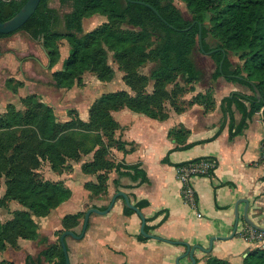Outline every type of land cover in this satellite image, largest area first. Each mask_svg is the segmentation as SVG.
<instances>
[{"label":"trees","instance_id":"16d2710c","mask_svg":"<svg viewBox=\"0 0 264 264\" xmlns=\"http://www.w3.org/2000/svg\"><path fill=\"white\" fill-rule=\"evenodd\" d=\"M27 1L0 0V20L5 22L13 18ZM131 1L151 5L174 28L164 23L151 8ZM131 1L60 0L62 7L71 4V11L60 16L50 6L51 0H42L35 14L20 30L9 35L0 34L2 40L25 32L42 42L50 70L61 60L59 42L67 41L69 55L62 68L52 73L57 89L83 87L87 73L95 75L100 82H111L115 78V70L109 63L112 55L124 73V83L131 90V93L119 90L102 94L90 106L88 121H83L76 110H69V120L59 122L54 107L44 103L37 94L22 97L21 110L12 103L6 106V111L0 116V182L4 179L6 186L0 206L7 208L11 202H16L23 210L15 211L7 222L0 220V251L9 246L16 248L19 239L37 241L39 226L36 218L47 217L73 195L63 182L46 180L40 174L44 162L61 174L71 169L70 162H80L92 155V160L83 164L82 171L87 175L97 174L96 183L85 184V189L94 195L108 193L107 182L112 171L119 176L114 181L117 187L123 177L131 179L137 186L149 183L141 164L130 165L110 159L111 150L125 154L134 151L133 144L118 136L122 127L114 118V112L129 109L151 119L165 121L169 118V106L177 113L195 105L202 106L205 114L215 110L213 89L198 93L191 100L184 99L187 94L195 93L194 85L204 78L203 70L198 68L194 59L197 49L203 53L199 45L200 25L203 49L207 53L212 52L209 57L216 64L211 81L215 83L224 79L253 93L233 92L222 100L223 121L217 136L228 122L229 139L234 140L259 113L264 123V0H180L191 20L185 19L174 0ZM97 15L106 17V22L85 33L84 20ZM209 37L217 42L216 46H210ZM231 55L238 57L239 63L233 64ZM148 64H153L150 74H141L140 69ZM151 82H154V88L148 92L147 86ZM24 86V82L12 78L6 81V87L14 94ZM255 86L262 94L261 102H257ZM236 111L242 116L239 122L235 118ZM189 136L190 131L185 128L169 132V137L178 144L175 150H186L212 141L188 143ZM128 146H131L129 150ZM163 162L172 165L166 158ZM201 162L215 163V169L205 176L214 175L217 161L212 158H198L173 166L179 169ZM194 201L196 205L195 197ZM134 205L143 210L149 202L135 198ZM163 213L146 219L147 224ZM85 214L63 218L64 230L57 233L59 242L41 252L37 264H41L42 259L49 264H66L60 237L65 231L77 228ZM124 214L131 216L136 212L125 204ZM167 218L166 213L158 225H146V232L151 233ZM138 239L143 242L149 240L141 234ZM26 263L36 264L30 257ZM0 264L15 263L2 261ZM204 264L230 263L210 257ZM243 264H264V250L256 248L250 251Z\"/></svg>","mask_w":264,"mask_h":264},{"label":"crops","instance_id":"0c3cea01","mask_svg":"<svg viewBox=\"0 0 264 264\" xmlns=\"http://www.w3.org/2000/svg\"><path fill=\"white\" fill-rule=\"evenodd\" d=\"M87 20L89 19L84 21ZM92 21L94 22L92 19L89 22L92 23ZM66 58L61 55L56 70L62 68ZM85 77L86 74L84 79ZM52 83L54 85L53 80ZM194 87L195 93L187 94L184 99L191 100L198 93L213 89L216 102L214 111L205 114L202 106L195 105L183 113H177L169 106V118L165 121L154 120L129 109L113 113L122 127L118 135L123 141L134 145V151L131 153L125 154L115 150L116 159L118 162L130 165L141 164L140 168L146 172L149 183L137 186V183L132 182L131 179L123 177L120 179L122 187H116L119 188L118 190L113 185L114 181L119 179L114 171L110 174L108 192L112 198L117 192H125L133 203L135 198L137 201H148L149 206L142 210L146 219L164 212L156 220L149 222L148 226L158 225L167 213V220L151 234L166 240L183 241L191 246L201 245L208 248L212 237L222 238L232 235L236 225L235 205L240 199L249 201L250 218L264 227V123L262 114L259 113L248 122L244 132L234 140L229 139L228 122L217 136L223 121L222 100L233 92H242L247 95L251 92L244 86L228 83L224 79H219L215 83L209 82L206 87H203L200 81ZM93 102L87 106V112ZM70 110H76L81 115V119L87 121L79 108ZM241 117L240 112L236 111L237 122L241 120ZM68 120L67 116L65 121ZM177 128L190 131L188 143H198L209 139L212 141L197 144L186 150H175L178 144L169 137V132ZM130 148L131 146H128V150ZM92 158L89 156L84 159L91 161ZM165 158L172 165L165 164L163 162ZM198 158L215 159L217 168L214 175L194 177L191 181L196 199V206L193 207L184 197L177 168L173 165ZM70 163L73 165V173L64 171L65 173L58 175L51 174V180L63 181L72 190L71 199L47 217L36 218L39 226V240L46 239L49 246L57 243L56 233L64 230L62 220L65 216L87 212L90 208H103L99 204L94 202L88 204L83 200L87 198L88 201L90 198V192L85 189V184L88 181H95V177L82 172L81 162ZM80 173L84 176H80ZM73 174L83 181L81 187L72 185ZM130 186L134 188H126ZM75 187L81 192L80 199L77 198ZM15 203L9 204V208L16 205L11 213L23 210L21 205ZM87 205L89 206L86 207ZM124 206V199L118 198L114 208L108 214H92L82 240L66 238L71 264H176V259L186 252V247L155 239L139 241L141 218L137 214L125 216ZM244 210L243 203L239 206L240 221L235 236L226 241L216 240L211 253L196 250L197 262L204 264L210 257H215L226 260L230 264H243L247 254L258 248V244L252 238V234L258 231L247 225L243 217ZM198 214L202 217H198ZM0 220L4 219L0 218ZM82 225L72 230L80 234ZM39 240L19 239L16 248L9 246L5 251H0V262L27 264L26 259L30 257L37 264L41 252L47 249V244H41ZM180 262L191 264L189 257ZM41 264L49 263L42 259Z\"/></svg>","mask_w":264,"mask_h":264},{"label":"rangeland","instance_id":"374dc122","mask_svg":"<svg viewBox=\"0 0 264 264\" xmlns=\"http://www.w3.org/2000/svg\"><path fill=\"white\" fill-rule=\"evenodd\" d=\"M174 4L182 11L185 19L191 20V15L188 12L183 2H181L180 0H174ZM50 6L56 9L60 16H63L71 11V4L62 7L60 4V0H51ZM91 19L94 20V22L93 21L92 23L89 22L91 21ZM106 20H107L106 17L97 15L92 18H89V20L87 21H84L83 27L85 33L89 32L92 29L97 28L103 22H106ZM207 26H209L208 22H207ZM207 41L210 44V46H216L217 44V42L214 41L211 37H209ZM41 46H42V42L32 39L25 32H18L11 37L0 40V115H2L6 111V106L10 103L14 104L17 107V109L20 110L23 109L20 99L22 97H25L26 95L37 93L39 94L41 100L44 103L49 105L51 104L54 107L59 122H65L69 110L73 108L75 109L79 108L83 112L84 114L83 116L86 117L88 121L89 112H87V106L91 102H93L96 98H99V96H101L102 93L115 92L119 90H127L131 93L129 87H127L126 84L124 83L123 80L124 73L120 71L119 66L112 55H110L109 57V63L112 66V68L115 70V78L111 82H105V83L100 82L95 75L87 73L84 79L86 83L83 87L77 86L74 87L72 90H68V91L57 90L52 83V73L54 72V70L57 69V67H54L52 70H50L49 60L45 52L42 50ZM59 46H60L61 55L64 58L68 57L70 51L69 43L63 40L59 42ZM194 59L198 68L203 70L204 72L202 86L206 87L208 86L209 82H212L210 76L216 69V64L214 63V61H212V59L209 56L201 53V51L198 49L194 52ZM231 61L233 62V64H237L239 63V58L231 55ZM152 65L153 64L146 65L144 68L140 69V73L149 75ZM10 78L14 80L19 79L22 82H24L26 86L21 90L19 89L17 94H14L11 90H9L6 87V81ZM153 88H154V82H151L147 86V91L152 92ZM251 94L253 93L251 92ZM78 116L81 118V115L78 114ZM114 151L115 150H111L110 159L113 162H118V160L114 155ZM90 158H92V155H90ZM80 162L82 163L83 166L84 163L89 161L82 159ZM69 166H71L70 167L71 169H67L65 172L73 173L72 163H70ZM112 172H110L109 174H111ZM40 174L46 180H50L52 182H59V181L51 180V174L58 175L59 173L53 171L51 165L48 162L42 163ZM80 174H81L80 176H84L83 173ZM90 176H94L95 181H88L87 183H96L97 174ZM110 179L111 178L109 175V180L107 182L108 186ZM71 181H73L72 183L73 186L81 187L83 185V181L76 178V175H74L71 178ZM119 181H120L119 187H122L121 180ZM113 185L115 186V188L117 187L115 184ZM116 189L119 190V188ZM74 190L76 192L77 198L80 199L81 192L77 187H75ZM5 191H6V186H5V180L3 179L0 182V199L5 194ZM111 198L112 197L109 195V192L107 194L102 193L99 195H94L93 193L90 192L89 200L87 201V198L86 199L84 198L83 200H85V202L88 204L94 202L96 204L101 205L104 208L110 204ZM10 205H8V208H6L8 210H6L3 207H0V218L4 219L1 220L2 222H7L10 218H13L14 216L15 211L11 213V210L15 209L16 205L15 207L14 205H12V208L11 207L9 208ZM88 206L89 205H87L86 207ZM83 221H84L83 219L80 220V227L83 224ZM57 233H56V237H57L56 241L58 243L59 236L57 235ZM39 241L41 244L47 242L46 239H41ZM50 246L47 244L46 248L48 249Z\"/></svg>","mask_w":264,"mask_h":264},{"label":"water","instance_id":"95a60500","mask_svg":"<svg viewBox=\"0 0 264 264\" xmlns=\"http://www.w3.org/2000/svg\"><path fill=\"white\" fill-rule=\"evenodd\" d=\"M41 1L42 0H28L26 2V4L23 6V8L13 18H11L10 20L5 21V22H2L0 20V34L9 35V34L15 33L18 30H20L28 22V20L35 14V12H36L37 8L39 7ZM131 2L132 3H138V4H141V5H144V6L151 8L156 13V15L160 19L163 20L164 23L168 24L167 21L165 19H163V17L159 14V12L155 8H153L151 5L144 3V2H135V1H131ZM169 26L171 28H174L171 25H169ZM199 45H200V48H201L203 54H205L207 56L211 55L212 52L207 53L203 49L202 26L201 25H200V34H199ZM254 90L256 93L257 102H261L262 101V94L260 93V91L257 89L256 86L254 87ZM118 198H123L127 207L134 210L136 212V214L141 218L142 224H141V228H140V234L143 235L145 238L160 240V241H164V242H167L169 244H172V245H180V246L186 247V252L176 259V264H181L180 261L186 257L190 258L191 264H197V259L195 257L196 250H200L204 253H211L213 250L214 242L216 240H225L226 241V240L232 239L237 232V227H238V224L240 221L239 206L243 203L245 204V210H244L243 217H244V220L246 221L247 225L250 228H252L253 230L264 233V227L259 226L257 223H255L250 218V215H249L250 203H249V201L245 200V199H240L237 201V203L235 205L236 225H235L234 231L230 237H222V238L221 237H212L210 239V244H209L208 248H205L201 245L191 246L190 244L183 242V241L166 240V239H163L157 235L146 232L147 221H146V218H145L142 210H140L139 208H137L134 205V203L131 201V199L127 193L120 191V192H117L113 196L110 204L108 205V207L105 210H101V209L96 208V207L90 208L89 210H87V212L85 214L84 222L82 225V231L80 234H77L73 230L65 231L62 234V236L60 237V243H61V246L63 248L64 254H65L66 264H71L69 253H68V247H67V243H66V238L72 237L75 240H82L85 237V234L87 232L88 225H89L90 218H91L92 214H99V215L108 214L114 208Z\"/></svg>","mask_w":264,"mask_h":264},{"label":"built area","instance_id":"2783aa9c","mask_svg":"<svg viewBox=\"0 0 264 264\" xmlns=\"http://www.w3.org/2000/svg\"><path fill=\"white\" fill-rule=\"evenodd\" d=\"M215 167L216 164L213 162H201L192 163L177 169L178 178L183 186V194L191 206H196L194 201L195 194L191 186V181L194 177H198L199 175H207L208 171L215 169ZM198 217H202V215L198 214ZM252 238L258 244V248L264 250V233L258 232V234H252Z\"/></svg>","mask_w":264,"mask_h":264}]
</instances>
